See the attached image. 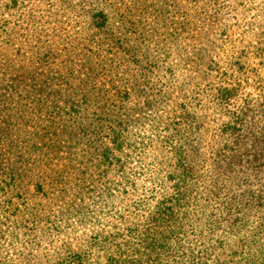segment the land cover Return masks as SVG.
Masks as SVG:
<instances>
[{
	"label": "trees",
	"instance_id": "16d2710c",
	"mask_svg": "<svg viewBox=\"0 0 264 264\" xmlns=\"http://www.w3.org/2000/svg\"><path fill=\"white\" fill-rule=\"evenodd\" d=\"M156 1L161 10L166 11V8H169L167 13L170 14L169 20L172 26L171 33L164 39L167 42H160L164 45H161L159 50H155L158 52L153 57L149 58L146 55V58H141L133 52L135 49L131 47H122L123 45L115 47L108 44L106 45L108 49L105 50L106 55L109 56L105 60L96 61V68L88 66L84 73H77L78 75L73 74L67 66L69 57L62 59L63 56L58 52L54 53L55 50L45 52L46 54L41 57L47 63L55 61L58 63L50 76L38 74L30 68L20 66L19 63L9 66L4 62L0 68V101H6L9 104L16 100L19 102L24 100L26 104L30 103L29 106H32L34 110L40 112L51 105L47 102L49 99L45 95L52 88L48 93L52 99L61 98L59 94H63L64 100H78L82 104L79 107H64L65 110L59 108L55 112L46 111L52 126L56 117L70 122L69 127L77 131L75 134L78 137H74V141L63 132L57 133L55 130H50L52 126H45L41 134L31 137L22 135L28 125L25 120L30 119L28 106L25 105L16 110L7 109L9 108L7 106L5 110V106L0 105V118L4 110L10 114L18 112L22 117L17 121L0 120V161L14 158L12 167H4L3 164L0 166V182L2 183L1 179H4V183L0 184L2 185L0 198L5 203L4 206H0V219L2 215L4 216L2 213L8 215L10 212V216L14 217L9 219L7 216L6 221L8 224L11 223L10 229H18L19 225H15L17 222H14V219L22 214L24 208L26 209V200L22 199L19 192L24 190L26 195L29 186L33 184L37 194L48 199L42 184L52 186L59 182L60 175L50 168L54 160L49 158V153L52 152L50 149H58L60 144H65L69 140L72 141V145L62 148L68 150L79 145H86V142L93 137L96 138L95 141L99 140V137H96L95 130L99 128L96 123L101 120V116L108 117V115L103 112L104 114L99 116L88 112L86 108L98 103L105 106L110 101L123 103L131 97V93L138 91L139 86L136 82L128 86L124 78H121L118 83L114 82L113 78H116L118 69H121L120 63L128 61L129 66L126 64L123 66L125 71H130V69L142 67L143 64L147 66L150 62L148 69H144L146 72L158 70L156 74H171L170 52L176 53V51L175 49L170 51L166 45H173L183 40L185 47L181 48L182 53L186 54L187 51L192 50L189 42L196 41L199 36H206L200 30L198 23L201 24L206 20L220 22L230 18L240 31L238 38L233 41L223 40L226 36L224 28H221L216 35L217 39L220 38L228 48L224 53L222 64L215 67L219 86L209 101L213 112H218L222 116L220 118H223L219 124L217 123L218 127H214L208 135L209 127H206V115H204L206 103H202L201 100L197 104L191 103L198 112H202L200 113L202 118L199 120L195 119L190 109H185L186 106L188 108V104H180L178 106L179 120L172 123L174 126L170 128L168 138L160 142L161 149L164 147L169 157H162V160L148 164L142 155H126L129 159H136L138 166L134 174L139 175L138 177L143 176L144 180L145 178L150 180L155 174L157 175L153 177L155 183L147 188L135 203L122 211L111 213V221L125 223L127 227L122 232L115 231L111 235L100 233L89 238L88 250L85 253L74 255L67 262L60 264H145L141 260L142 256H146L150 264H173L174 251L183 249L185 244H192L198 234L208 230H210L208 239L218 230L225 232L224 236L215 243L220 251L230 245L240 247L247 244L244 239L249 224L247 220L237 223V214L245 208L247 212L254 206L258 208L257 211L260 209L264 214V193L256 195L252 202L251 199L236 197L234 192L235 188L240 186L246 191H253V186L264 185V2L258 3L257 0ZM151 7H154V3L149 4L147 0H91L88 9H85L82 4L73 6L67 3L65 8H59L60 13L55 10L44 15V19L53 17L55 28L47 34L48 43H42L40 38L42 27L36 35L35 29L30 35L32 47H29L28 53L32 58L35 56L38 58V55L44 53L48 47L53 49L52 47L60 42L70 43L72 37H83L85 35L83 32L69 34L65 26L80 24L81 20L74 21L71 15L74 13L81 15L85 11L88 17L82 22L97 27L98 32L105 31V28L111 24L110 21H114L118 26L123 25L124 31H128L124 35L128 34L137 38L135 29L138 24L150 22L151 19L157 24L163 16L162 11L157 12V8L150 10ZM17 9L15 2L10 1L0 10V14L6 11L15 13ZM82 9L85 11H81ZM37 18V22L48 25V27L43 25V28L50 30L51 22L43 21L38 15ZM1 20L2 18L0 19V38L8 37L10 33L7 35L4 32V29H9V26H5L8 25L7 21L3 20L1 23ZM18 30L21 31V28ZM25 34L28 33L25 32ZM96 35L98 34L89 35V40H95L97 43ZM101 35H104L103 41L108 37V34ZM249 37L257 38V45L246 43L240 48ZM140 38H142V45L146 47L149 41L146 37ZM98 45L103 46L99 43ZM88 52V55H91V52ZM191 52L193 54V51ZM199 52L200 50L194 53L195 58ZM59 59L61 60L58 61ZM250 59L257 61L254 67L247 64ZM2 69L4 71L1 73ZM139 74L142 72L140 71ZM236 74H239V78L235 76ZM144 78L143 75L138 77L139 80ZM95 80L103 82L96 85L93 83ZM249 81L253 82L254 90L252 93H244L242 88ZM92 84H94L93 87H91ZM172 87L175 88V86ZM138 93L140 94L139 91ZM210 122L215 125L214 119ZM89 125H93V129H90ZM108 129L115 134L111 127ZM206 136L213 141L218 139L219 144L209 147ZM116 139L114 136L113 142H116ZM37 141L41 143V147L38 146ZM123 144L124 142L118 141L116 147H122ZM29 154L36 156V160L30 167L26 163ZM86 159L87 157L84 158ZM123 162L127 163L128 160L125 159ZM86 170L88 169H82L81 174H85ZM147 173L153 174L147 178ZM115 186L119 187L120 184L116 183ZM203 191H205L204 198H196V195ZM231 215H234L232 222H230ZM139 216H142L140 218L142 220L134 225L131 218H139ZM260 233H264L263 224ZM14 235L17 237L16 233ZM227 236H230L229 240ZM260 241L264 244V236H257L251 244L258 245ZM247 245L252 249L249 244ZM262 260L257 259L256 263L264 264ZM247 264L252 263L249 261Z\"/></svg>",
	"mask_w": 264,
	"mask_h": 264
},
{
	"label": "rangeland",
	"instance_id": "374dc122",
	"mask_svg": "<svg viewBox=\"0 0 264 264\" xmlns=\"http://www.w3.org/2000/svg\"><path fill=\"white\" fill-rule=\"evenodd\" d=\"M10 1L15 2L18 9L15 13L6 11L4 14H0L1 23L6 20L8 25L5 26H9V29H4V32L7 35L10 33V36L0 38V68H2L4 62L5 65L9 66L10 64L19 63L20 66L30 68L38 74L50 76L58 63L57 61L47 63L41 57L46 54L45 52L55 50L54 53L61 54L62 59H68L69 57L70 60H67V66L76 75L77 73H84L88 66L96 68V61L105 60L109 56L106 55L107 51L105 50L108 49L106 46L108 44L109 46L115 45V47L120 45L131 47V49H135L133 52H136L138 57L146 58L147 55L150 58L157 54L158 51L155 50H159L160 46L167 42L164 39L171 33L172 24L169 20L170 14L167 13L169 8H166V11L161 10L162 8L158 6L156 0H147L149 4L154 3V7H151L150 10L157 8V12L162 11L163 16L157 24L152 19L150 22L138 24L137 29H135L138 39L135 36L124 35L128 31H124V26H118L114 21H110L111 24L108 28H105L106 32H98L97 27L84 24L82 21L88 17L85 9L89 8L91 0H0V10L5 8ZM257 2L263 3L264 0H257ZM67 3L73 6L82 4L85 7L81 10L85 11L83 14L74 13L71 15L74 21L81 20L80 24L65 26L68 28L69 34L75 35L76 32H83L85 35L83 37H72L70 43L62 44L60 42L52 47L53 49L48 47L44 50V53L38 55V58L36 56L32 58L28 53L29 47H32L30 44L31 33L36 29L34 31L35 35L38 34L42 27L40 38L42 43H48L47 34L51 33V29L55 27L53 26V17L44 19V15L55 12V10L59 11L60 7L65 8ZM37 15L43 21L51 22L49 25L50 30L43 28L44 23L36 21L38 19ZM44 26L48 27L47 24ZM198 26L206 36H199L196 41L189 42L192 50L187 51L186 54H183L181 49L185 47L183 40L177 41L173 45H166V48L169 47L170 51H173V49L176 51V53L170 52L171 74H156L158 70L146 72L144 69H148L147 66L150 62L147 66L143 64L138 69L125 71L123 65L129 66L128 61L118 60V62H122L120 63L121 69H118L116 78H113L114 82H120L121 78H124L127 86L136 82L140 94L138 91L131 93V97L123 103L110 101L109 106L98 103L94 106L85 107L90 113L99 116L104 113L108 115V117L101 116V120L96 123L99 127L95 130L97 131L96 137H99L97 141L93 137L86 142V145H79L68 150L62 148L63 146L72 145L74 137H78L75 134L77 131H75V128L69 127L70 122L57 117L54 119L52 126L51 120H48V116H46V111L55 112L59 108L79 107L82 104L78 100H64L63 94H59L61 98L52 99L48 94L52 88L45 95L49 99L47 102L51 105L40 112L34 110L32 106H29L30 103L26 104L24 100L21 102L16 100L9 104L6 101H0V105L5 106V110L7 106L9 107L7 109L13 108L14 110L19 107L23 108L25 105L28 106L30 119L25 120L28 125L22 135L31 137L43 133L42 129L45 126H52L50 130H55L57 133L63 132L72 140L60 144L61 148L50 149L52 152L49 153V158L54 159L50 168L56 170L60 178L59 182L52 186H45L41 182L45 189L44 194L47 193L49 198L46 199L45 196L38 195L33 184L29 186L26 195L24 190L20 191V196L26 200V209L24 208L22 214L14 219V222H17L15 225H19L18 229H10L9 225L11 223L8 224L6 221L7 216L9 219L14 216H10V212H8V215L2 213L4 216L2 215L0 219V264H60L67 262L74 255L85 253L88 250L89 238L100 233L111 235L115 231L122 232L127 226L125 223L111 221V213L122 211L130 204L135 203L137 198L155 183L153 177L157 176L155 174L150 180H146V178L144 180L143 176L138 177L139 175L134 174L138 166L136 159H129L127 156L142 155L148 164H151L152 161H160L162 157H169L166 149L164 147L161 149L160 142L168 138L170 128L174 126L172 123L174 124L179 120L180 110L178 106L180 104H188V108L186 106L185 109H190L195 119L199 120L202 118V112H198L191 103L195 102L197 104L199 100L206 103L207 107H205L206 113L204 115H206V127H209L208 135L214 127H218L223 118H220L222 116L218 112H213L212 104L209 101L213 98L219 86V78L217 72L214 71L215 67L222 64L224 53L228 48L221 42L220 38L217 39L216 35L221 28H224V30L226 29V36L223 37L225 38L223 40L233 41L238 38L240 31L234 26V21L230 18L220 22L206 20L201 24L198 23ZM71 27L72 29H69ZM18 28H21V31ZM25 32L28 34H25ZM92 33L98 34L95 38L98 40L97 43L95 40H89L88 37ZM100 33L108 34L105 41L102 40L104 35ZM152 34L154 35L152 36ZM140 37H146L149 41L146 47L142 45V38ZM161 41L163 43H160ZM116 42L118 44H114ZM257 42V38L249 37L247 42L241 44L240 48L246 43L257 45ZM98 43L103 44V46L98 45ZM199 50V55L195 58L194 53ZM88 51L91 52V55H88ZM191 51H193V54ZM256 62V60L250 59L247 64L254 67ZM3 71L4 69L1 73ZM140 71L142 74H139ZM139 75H143L144 80H139ZM235 76L238 77L239 74ZM102 82V80H95L93 83L99 85ZM172 86H175V88ZM53 88L57 89L56 87ZM242 90L244 93H252L254 90L253 82L249 81L247 85L243 86ZM106 106L108 109H104ZM5 110L0 120L11 119L17 121L22 119L18 112L10 114L8 111L6 113ZM212 119H214L215 125L210 122ZM90 127V129H93V125ZM110 127L115 131V134L108 129ZM114 136L117 138L116 142H113ZM206 137L209 147L213 144H219L218 139L213 141L209 136ZM118 141L124 142L122 147H116ZM37 142L38 146L41 147V143ZM70 154L73 156H69ZM86 157L87 159L84 160ZM13 159L12 157L6 159V161H0V166L3 164L4 167H12ZM125 159L128 160L127 163L123 162ZM163 159L167 160L166 158ZM35 160L36 156L29 154L26 160L27 166L30 167ZM82 160L84 161L80 162ZM82 169L88 170L82 175ZM152 174L147 173V178ZM1 180L2 183L0 182V184H3L4 179ZM31 181L35 182V180ZM116 183L120 186L116 187ZM252 189L253 191H246L241 186L237 187L234 190L235 196L240 197V199H251L253 202L252 199L256 195L264 193V185L253 186ZM204 194L205 191L197 194L196 198L203 199ZM4 205L3 199L0 198V206ZM249 209L246 212L245 208L236 217L237 223L246 222L245 220H247L249 227L244 242L249 244L252 249L245 244L240 247L230 245L220 251L215 243L224 236L225 232L218 230L208 239L207 235L210 230H204L206 232L198 234L192 244H185L183 249L172 253L173 264H247L249 261L252 264H257V259H263L262 261H264L263 241H260L258 245L251 244L257 236H264V233H260L261 225H264V214L260 209L257 211L258 208L255 206ZM140 214L144 215L143 213ZM141 217H132L133 224L135 225L142 220ZM233 219L234 215H231L230 222ZM14 233L17 234V237ZM227 237V240H229L230 236ZM141 258L145 264H150L146 256Z\"/></svg>",
	"mask_w": 264,
	"mask_h": 264
}]
</instances>
